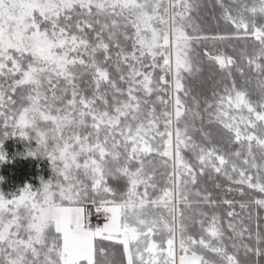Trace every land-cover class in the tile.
<instances>
[{
    "label": "snow or ice",
    "instance_id": "snow-or-ice-1",
    "mask_svg": "<svg viewBox=\"0 0 264 264\" xmlns=\"http://www.w3.org/2000/svg\"><path fill=\"white\" fill-rule=\"evenodd\" d=\"M17 157L0 264H264V0H0Z\"/></svg>",
    "mask_w": 264,
    "mask_h": 264
},
{
    "label": "trees",
    "instance_id": "trees-1",
    "mask_svg": "<svg viewBox=\"0 0 264 264\" xmlns=\"http://www.w3.org/2000/svg\"><path fill=\"white\" fill-rule=\"evenodd\" d=\"M10 151L17 148L22 149V145L14 144L12 141L8 142ZM0 175L5 176L3 185L5 189L22 184L25 181L31 183H38L40 176L47 175V164L43 160H33L31 158H20L7 166H0Z\"/></svg>",
    "mask_w": 264,
    "mask_h": 264
},
{
    "label": "rangeland",
    "instance_id": "rangeland-1",
    "mask_svg": "<svg viewBox=\"0 0 264 264\" xmlns=\"http://www.w3.org/2000/svg\"><path fill=\"white\" fill-rule=\"evenodd\" d=\"M95 223V221H93Z\"/></svg>",
    "mask_w": 264,
    "mask_h": 264
}]
</instances>
